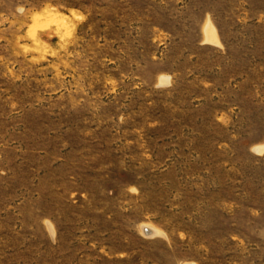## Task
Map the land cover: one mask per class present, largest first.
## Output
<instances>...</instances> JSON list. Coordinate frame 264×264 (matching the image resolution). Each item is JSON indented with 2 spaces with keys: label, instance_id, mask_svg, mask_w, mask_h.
<instances>
[{
  "label": "rangeland",
  "instance_id": "374dc122",
  "mask_svg": "<svg viewBox=\"0 0 264 264\" xmlns=\"http://www.w3.org/2000/svg\"><path fill=\"white\" fill-rule=\"evenodd\" d=\"M0 264H264V0H0Z\"/></svg>",
  "mask_w": 264,
  "mask_h": 264
},
{
  "label": "water",
  "instance_id": "95a60500",
  "mask_svg": "<svg viewBox=\"0 0 264 264\" xmlns=\"http://www.w3.org/2000/svg\"><path fill=\"white\" fill-rule=\"evenodd\" d=\"M142 230H143V232L145 233V234H149V228L148 227H146V226H144V227H142Z\"/></svg>",
  "mask_w": 264,
  "mask_h": 264
},
{
  "label": "bare ground",
  "instance_id": "6f19581e",
  "mask_svg": "<svg viewBox=\"0 0 264 264\" xmlns=\"http://www.w3.org/2000/svg\"><path fill=\"white\" fill-rule=\"evenodd\" d=\"M209 36H212V34L211 35H209ZM211 38V37H210ZM144 227V226H143ZM149 228V234H152V232H153V230L150 228V227H148ZM156 231V230H155Z\"/></svg>",
  "mask_w": 264,
  "mask_h": 264
},
{
  "label": "trees",
  "instance_id": "16d2710c",
  "mask_svg": "<svg viewBox=\"0 0 264 264\" xmlns=\"http://www.w3.org/2000/svg\"><path fill=\"white\" fill-rule=\"evenodd\" d=\"M137 9H139L138 7H136Z\"/></svg>",
  "mask_w": 264,
  "mask_h": 264
}]
</instances>
